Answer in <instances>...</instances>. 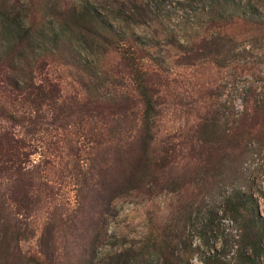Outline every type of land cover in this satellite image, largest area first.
I'll return each instance as SVG.
<instances>
[{
  "label": "rangeland",
  "instance_id": "1",
  "mask_svg": "<svg viewBox=\"0 0 264 264\" xmlns=\"http://www.w3.org/2000/svg\"><path fill=\"white\" fill-rule=\"evenodd\" d=\"M5 1L18 4L15 10L30 7V19L39 20L41 12L57 13L82 0H0V9ZM89 1L103 11L105 0ZM153 1L160 13L171 16L172 31L183 32L192 24V0ZM230 1L231 8L239 4L246 9L247 0ZM251 7L264 16V6ZM254 41L245 42L246 59L254 62L251 71L202 65L190 73L174 66L171 83L162 86L154 146L179 144L177 150L188 154L203 116L218 118L225 135L211 148L210 166L196 167L178 157L171 180L186 177L182 189L175 182L166 184V177L148 178L150 171L137 188L123 178L142 153L135 140L144 109L125 73H116V85L91 89L87 75L53 57L37 79L50 77L59 89V104L38 111L12 105L0 87V264H40L39 259L45 264H109L125 252L131 264H162L153 243L159 244L164 232L183 234L199 248L191 264H204L223 243L231 247L240 225L225 213L228 195L237 192L253 200L264 216V115L248 119L236 130L237 138L229 129L247 103L250 109L254 103L264 107V54ZM107 61L118 59L109 55ZM258 264H264V257Z\"/></svg>",
  "mask_w": 264,
  "mask_h": 264
},
{
  "label": "trees",
  "instance_id": "2",
  "mask_svg": "<svg viewBox=\"0 0 264 264\" xmlns=\"http://www.w3.org/2000/svg\"><path fill=\"white\" fill-rule=\"evenodd\" d=\"M105 1L103 11L91 1L82 0L62 11L56 10L57 13L41 12L39 20L30 19V7L20 5L15 10L18 4L3 2L0 87L7 92L12 105L21 103L38 111L43 105L59 104V89L50 77H43L40 82L37 79L53 57L62 58L65 65L87 75V87L91 89L92 86L99 90L107 84L116 85V73H125L144 109L135 140L142 153L134 157L129 164L131 169L123 173V178L137 188L143 185L150 171L148 178L166 177V184L175 182L177 188L182 189L188 184L186 177L174 176L176 179L171 180V168L180 159L194 162L200 168L212 165L211 148L223 142L225 135L218 118L203 116L190 138L188 154L177 150L179 144L165 149L154 146L160 115L157 99L162 86L171 83L174 66L190 73L202 65L251 71L254 62L246 59L245 42L252 37L254 42L260 43L264 54V16H257L251 6H264V0H247L246 9L239 4L231 8L230 0H192L189 7L193 22L179 33L168 27L171 16L160 13L153 0ZM235 27L244 29L235 32ZM109 55H115L118 61L109 63ZM100 74L107 78L102 79ZM260 105L254 103L250 109L247 103L240 117L233 119L229 128L233 137L237 138V129L249 124L248 119L256 120L264 115V107ZM14 141L17 147L19 141ZM186 142L180 141L181 144ZM9 144L12 147L14 143ZM202 147L208 149L203 152ZM256 205L237 192L227 196L225 213L239 223V233L234 236L231 247L223 243L221 250L204 258V264H258L259 258L264 257V216ZM162 237L164 240L159 244L158 241L153 243L162 254V264H191L190 257L199 251L191 240L180 233L172 236L164 232ZM230 251H234L231 258L228 257ZM45 261L39 259L40 264ZM109 264H131L130 255L122 253Z\"/></svg>",
  "mask_w": 264,
  "mask_h": 264
}]
</instances>
